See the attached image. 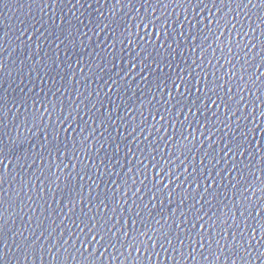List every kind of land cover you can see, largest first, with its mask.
<instances>
[{
    "label": "water",
    "instance_id": "obj_1",
    "mask_svg": "<svg viewBox=\"0 0 264 264\" xmlns=\"http://www.w3.org/2000/svg\"><path fill=\"white\" fill-rule=\"evenodd\" d=\"M0 264H264V3L0 0Z\"/></svg>",
    "mask_w": 264,
    "mask_h": 264
},
{
    "label": "snow or ice",
    "instance_id": "obj_2",
    "mask_svg": "<svg viewBox=\"0 0 264 264\" xmlns=\"http://www.w3.org/2000/svg\"><path fill=\"white\" fill-rule=\"evenodd\" d=\"M260 2H261V3H264V0H260ZM248 3H249V4H252V0H248ZM30 74H31V73H29V75H30ZM46 113H48V109H45V110H44V113H41V114H40L39 119H40L41 123H43V116H44V114H46ZM65 122H66V121H65ZM56 123L60 125V128H63V124L60 123V118H57ZM49 124H51V115H49ZM34 126H35V125H34ZM69 127H71L70 124H69ZM65 131H66V129H65ZM56 138H57V137L54 136V139H56ZM45 139H47V137H45ZM153 198H155V197H153Z\"/></svg>",
    "mask_w": 264,
    "mask_h": 264
}]
</instances>
